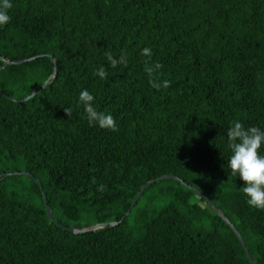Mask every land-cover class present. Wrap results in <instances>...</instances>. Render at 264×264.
<instances>
[{"label":"trees","instance_id":"1","mask_svg":"<svg viewBox=\"0 0 264 264\" xmlns=\"http://www.w3.org/2000/svg\"><path fill=\"white\" fill-rule=\"evenodd\" d=\"M11 3L0 27V264H250L231 226L179 179L150 183L131 205L165 173L207 194L264 264V210L231 175L226 134L235 121L264 131V0ZM146 47L170 87L149 83ZM106 52L127 66L112 68ZM83 90L117 131L89 125ZM43 193L65 225L118 222L64 229Z\"/></svg>","mask_w":264,"mask_h":264},{"label":"clouds","instance_id":"2","mask_svg":"<svg viewBox=\"0 0 264 264\" xmlns=\"http://www.w3.org/2000/svg\"><path fill=\"white\" fill-rule=\"evenodd\" d=\"M12 8L11 0H0V27L6 26L11 17L8 12ZM141 55L145 56L144 71L149 78V83L154 89L161 87L168 88L171 81H159V70L162 64L152 62V52L149 48H144ZM106 60L112 68L118 64L127 66V57L121 55L118 59L114 58L110 52L105 53ZM101 79L107 78V72L101 67L96 73ZM94 97L87 90L79 94V103L83 105L84 112L87 114L89 125H98L102 129L118 130L116 120L110 114L98 111L93 106ZM65 114L70 118L71 109L65 108ZM228 147L232 155L228 161V167L231 169L232 176H238L244 184L242 189L247 197V204L255 209L264 210V155H260L259 150L264 145V131L259 127L252 126L245 128L241 122L235 121L227 130ZM103 191L104 186L100 185L97 189Z\"/></svg>","mask_w":264,"mask_h":264},{"label":"water","instance_id":"3","mask_svg":"<svg viewBox=\"0 0 264 264\" xmlns=\"http://www.w3.org/2000/svg\"><path fill=\"white\" fill-rule=\"evenodd\" d=\"M40 55V54H38ZM52 60H54L53 56H50ZM23 59L20 58V59H14V60H10V59H6V63H17V62H20L22 61ZM54 66H56V62L54 63ZM48 78L45 80V82L42 84V86H44L47 82ZM37 90H33L30 94L24 96L23 98H21V100H24V99H27L29 98L31 95H33L34 93H36ZM10 97L11 99H15L13 96H8ZM21 173H27V171L25 170H21L19 171ZM10 173V172H8ZM162 178H175V179H179L183 184H185L186 186H188L189 188H191L196 194H198V196L204 198L213 208L214 210L231 226V228L234 230V232L236 233L237 237L239 238L245 252H246V255L247 257L249 258V261H250V264H256L255 263V260L253 259V257L251 256L246 244H245V240L243 239L240 231L236 228V226L234 225L233 222H231V220L228 218V216L222 211V209L207 195L205 194L201 189H199L198 187L194 186V185H191V184H188L186 183L181 177H179L178 175L176 174H171V173H165V174H160L156 177H153V178H150L148 179L147 181H145L140 187L139 189L137 190L136 194L134 195L132 201H131V205H133L136 200L139 198V196L141 195V192L142 190L147 186L149 185L150 183L158 180V179H162ZM39 186L40 188L42 189V184L39 182ZM43 198H44V202H45V209H46V212H47V215L48 217L55 223L57 224L58 226L64 228V229H68L72 232H82V231H86V230H91V229H95L97 227H100V226H104V225H108V224H115L118 222V220H109V221H104V222H96V223H93V224H90V225H87V226H83V227H74V226H68V225H65L63 223H60L58 222L53 213H52V210H51V207L50 205L48 204V200H47V196L45 193H43ZM130 210L127 209L125 213H128Z\"/></svg>","mask_w":264,"mask_h":264}]
</instances>
